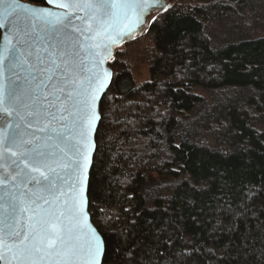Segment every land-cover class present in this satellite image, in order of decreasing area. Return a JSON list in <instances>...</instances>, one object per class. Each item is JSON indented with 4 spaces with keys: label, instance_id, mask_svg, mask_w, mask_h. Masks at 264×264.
<instances>
[{
    "label": "trees",
    "instance_id": "1",
    "mask_svg": "<svg viewBox=\"0 0 264 264\" xmlns=\"http://www.w3.org/2000/svg\"><path fill=\"white\" fill-rule=\"evenodd\" d=\"M228 1L197 0L161 13L149 26L153 57L141 86L108 62L113 78L99 105L88 184L102 264H264V195L249 197V189H264V37L236 38L247 29L233 27L231 40L213 46L207 23ZM245 1L252 2L236 0ZM196 89L251 91L246 109L239 101L205 115L224 151L175 137L180 119L203 103ZM149 174L188 180L148 208ZM221 197L229 210L223 215Z\"/></svg>",
    "mask_w": 264,
    "mask_h": 264
},
{
    "label": "snow or ice",
    "instance_id": "2",
    "mask_svg": "<svg viewBox=\"0 0 264 264\" xmlns=\"http://www.w3.org/2000/svg\"><path fill=\"white\" fill-rule=\"evenodd\" d=\"M47 2L65 11L0 0V261L102 264L104 242L81 207L103 119L96 58L108 53L128 10L143 15L145 5ZM260 195L264 189H249L253 201Z\"/></svg>",
    "mask_w": 264,
    "mask_h": 264
},
{
    "label": "rangeland",
    "instance_id": "3",
    "mask_svg": "<svg viewBox=\"0 0 264 264\" xmlns=\"http://www.w3.org/2000/svg\"><path fill=\"white\" fill-rule=\"evenodd\" d=\"M167 2L168 10L186 9L189 6L199 4L197 0H167ZM225 5L227 8L224 14H215L207 23V33L213 46L223 45L231 40L229 33L231 32L230 28L233 27L247 29L246 34L237 35L236 38L244 36L264 37V0L245 1L244 4L230 0ZM160 16L161 12L152 13L147 18L144 27L123 44L114 48V55L108 61L111 65L116 61L114 69L121 67L127 70L136 86H141L149 81V68L153 57V38L149 32V26ZM194 93L202 97L203 103L194 112L180 119L175 131L177 141H189L214 150L224 151L226 147L216 140L215 125L211 121H207L204 125L205 115L213 107L226 106L239 101V106L246 109L244 101L251 94V91L222 89L214 92L196 89ZM253 123L258 129L263 127L262 124L258 123L255 116H253ZM183 180L188 179L182 177L178 180H172L155 174L146 175L143 196L147 207H152L155 198L167 199L172 189Z\"/></svg>",
    "mask_w": 264,
    "mask_h": 264
},
{
    "label": "water",
    "instance_id": "4",
    "mask_svg": "<svg viewBox=\"0 0 264 264\" xmlns=\"http://www.w3.org/2000/svg\"><path fill=\"white\" fill-rule=\"evenodd\" d=\"M44 1V5H35V4H31L28 2H24V1H20V3L25 4L29 7H35V8H48L52 11H56V12H63L65 11L63 8H56L53 4H49L47 2V0H43ZM128 3L131 4H143L145 5V10L143 12V15L139 14V9L136 8H132L128 10V14H127V19L123 20L118 28V34L116 35V37L114 38V42L109 41V50L108 53L103 54L102 58H96L97 60L102 59V62L99 63L98 68L96 69L99 73H100V78H101V82L103 83V85H105V87L101 88V90L99 92H97V97H98V101H97V107L99 110V105L100 102L102 100V98L104 97V95L106 94V92L108 91L110 85H111V81L113 78V72L112 69L108 66V61L112 58V56L114 55V48H116L117 46H120L121 44H123L125 41H127L129 38H131L132 36H134L142 27L145 26L146 24V20L147 18L154 12H165L168 9V2L167 0H159V4H162L164 6V9L161 10H157V5L155 4L154 0H128ZM151 5V6H149ZM78 23V22H77ZM0 43H3V36L4 33L2 30H0ZM91 59V58H90ZM100 121L96 122V127L98 128ZM96 136V134H95ZM94 154H95V150L93 152V158H94ZM92 166L88 169V179H87V185H86V189H85V193L83 194L85 196L84 202L81 205L82 207V211L84 213L83 215V222L84 224L87 226L88 229H95L97 231V229L94 227L90 215H89V203H88V184H89V175H90V171H91ZM0 171H3L2 169H0ZM97 233L99 234V232L97 231ZM100 239L103 241L101 235L99 234ZM103 256H104V251H103V255L102 257H100L101 261H103ZM0 264H3V261H0Z\"/></svg>",
    "mask_w": 264,
    "mask_h": 264
}]
</instances>
